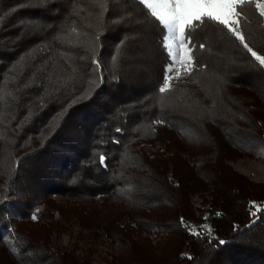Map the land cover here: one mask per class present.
<instances>
[{"label": "trees", "instance_id": "trees-1", "mask_svg": "<svg viewBox=\"0 0 264 264\" xmlns=\"http://www.w3.org/2000/svg\"><path fill=\"white\" fill-rule=\"evenodd\" d=\"M237 19L245 43L264 56V17L255 2ZM80 37L84 46H73ZM192 37L195 61L180 82L185 101L207 108L201 120L175 102L166 115L160 108L155 113L169 59L158 22L139 0H0V148L6 158L0 262L7 256L11 264L89 263L51 247L46 225H29L33 208L44 201L66 221L76 216L82 227L102 228L112 242H122L120 264H264V209L249 212L252 198L264 199V180L235 169L228 150L238 140L251 147V157L264 156V66L218 23L206 21ZM145 42L155 56L148 73L140 62ZM123 48L135 49L138 62L118 66ZM69 60L80 77L74 83L54 76L72 67ZM91 79L95 84L86 90ZM155 118L194 141L173 146L172 153L160 149L144 133L145 122ZM197 143L209 147L204 157L193 151ZM187 156L197 158L191 163ZM208 186L210 205L218 209L214 235L188 227L199 219L190 195ZM57 194L67 198L57 201ZM98 196L93 203L68 200ZM143 232L166 237L152 243ZM91 235L79 231L77 237Z\"/></svg>", "mask_w": 264, "mask_h": 264}, {"label": "rangeland", "instance_id": "rangeland-1", "mask_svg": "<svg viewBox=\"0 0 264 264\" xmlns=\"http://www.w3.org/2000/svg\"><path fill=\"white\" fill-rule=\"evenodd\" d=\"M262 2H264V0H262ZM86 37L78 38L72 45L74 46V45L81 44L82 46H84ZM143 39L144 40L147 39L146 33H143ZM145 47H146L145 48L146 50H145L144 55H142V59L140 60V62H142V64L146 66L147 69L145 67L144 68L147 72L148 70H150L149 66L152 65V62L154 61L153 59L155 56H154V52L152 48L150 47L149 43L145 42ZM134 50L135 49L130 50V48L128 49L123 48L120 54H118L115 57V59L119 57L117 61L118 64L117 63L116 64L120 66V64H123V63L138 62L137 57H136L137 55H135V53L132 52ZM227 56L228 55L221 56V58L226 60ZM167 63L168 61L165 63V65ZM68 64L72 65L70 63V60ZM165 65L163 66L160 72V75L162 77L159 82L160 84L157 86L158 89L163 83ZM177 65H178V68H180L179 66L182 65L184 70H181V72L168 73V75L171 77L169 81L170 88L172 86H176L177 90L175 91V93L174 91H166L165 93L161 94L162 98L160 99L161 101L159 102V105H158V102L153 103V106L156 109L155 113H158V111L161 109V111L163 112H161L160 114L166 115V113L168 112V109H170L173 106V102H175L176 104L181 103L180 105H178L179 108H181L183 111H187L191 117L198 118L201 120V117L203 116V113L205 110H207V108L199 107L200 105L194 106L191 103H189V101H185L186 94L184 92V87L182 85V82H180L182 79L181 76L185 75L187 72L190 71L191 65H188L185 63H177ZM173 67H176V64L173 65ZM74 70H75V67L73 65L72 67H69L66 65L63 68H61L59 72L58 71L56 72L62 75H54V76L55 77L60 76L63 78L65 77L67 82L74 83L75 81L77 82L78 79H80V77L76 75ZM151 73L152 72L149 71V74ZM176 81L178 82L176 83ZM94 84H95V79H91L87 81L85 84L87 86L86 90L90 89ZM263 101H264V98H263ZM195 103L196 102H194L193 104ZM233 104L234 103L231 102V104L229 105H233ZM262 110L264 111V109ZM149 122L148 121L145 122L147 124L146 130H144L145 137H150V138L155 137L153 140H151V143L155 144L157 147L166 151L167 153H172L175 150H177V149L174 150L173 146H184L188 142L191 144V142L194 141L191 135L187 133L180 135L177 131L173 129V127L169 126L167 122H164L161 119L156 120L155 118L153 120H150ZM209 123L210 124L214 123L213 125L216 126L215 122L213 123L209 122ZM247 123L251 126L252 129L254 128L253 119ZM203 125L204 126L207 125L208 127V123L206 124V122H203ZM261 125L263 126L261 134L264 137V119H263V122H261ZM147 129L148 131H151L152 134H150L151 132L148 133ZM216 136L221 138L220 135H216ZM242 136L246 137L245 134H242ZM140 141H142V139ZM136 143L138 144V142ZM236 143L238 145L235 144L233 148L231 147L228 148L231 155L233 156V159L229 160V163L235 169H237L240 164H242V166H246L248 169L252 168V170H254L255 173L259 174V179H257V181L264 180V165L261 164L262 158L261 157H258V158L251 157L248 153L250 152L251 147L245 148V145L241 144L238 140ZM208 149L209 147L205 148L204 145L197 143L195 146V150L193 151L198 153L199 157L201 156L204 157ZM255 151H257V149H255ZM132 155L133 154H131V156ZM187 158H188V161L192 163L196 160L197 157L187 156ZM0 159H1L0 160V170H3L4 164H5L3 160L6 158H5V152L2 148H0ZM205 160L207 162V159L204 158L201 164L199 165L198 169H203ZM133 163H138V159H137V162H133ZM148 177L151 178V176H148ZM208 189L210 190L209 186L204 190L200 189L198 191L191 193L190 202L194 209L195 215L199 217V219H196V218L191 219L189 221L188 227L192 231H203L209 235H214L215 231H214V225H213L212 218H213V215L216 212H218V209L210 205L209 201L211 199V196H210V191ZM54 198L57 201L59 200L63 201L67 197L57 194V195H54ZM100 198L101 196L89 198V199L87 198L75 199L73 197H70L68 200L76 201V202H82V201L87 202L88 201V202L93 203L99 200ZM48 205L49 204H47L44 201H40L39 203L36 204V206L33 208V213H32V217L35 216V219L32 218L33 222L32 224L29 223V225L32 227H37L36 225L38 223H42L46 225L45 227L47 228L49 227L47 238H48V243L51 245V247H53L54 249L58 251L71 252L75 255L78 261L88 260L89 261V263L87 262L88 264H120V256L121 255L125 256L126 254L124 251L125 245L122 242H116V241L112 242L109 239V237H107L106 232L102 228L94 227L92 230L91 229L89 230L87 228L82 227L79 222V219L76 216L73 217L71 220L66 221L56 208H51V206L49 207ZM260 208L264 209V199L252 198L250 200V207H249L250 214H256ZM56 221L59 222V224L61 225L58 224V226L57 225L55 226L53 223ZM62 225H64V228L60 229ZM79 231H82L85 234L91 233L93 235L85 239L78 238L77 234ZM13 233L14 231H13L12 226L6 229L7 238L12 240L13 235H14ZM143 236L149 237L152 243H155L157 241L158 242L164 241L166 234L163 232L161 233L143 232ZM11 263H12V260L7 256H4L2 261L0 262V264H11ZM129 264H136V262L131 261Z\"/></svg>", "mask_w": 264, "mask_h": 264}, {"label": "snow or ice", "instance_id": "snow-or-ice-1", "mask_svg": "<svg viewBox=\"0 0 264 264\" xmlns=\"http://www.w3.org/2000/svg\"><path fill=\"white\" fill-rule=\"evenodd\" d=\"M255 2L260 16L264 17V2L262 0H139L148 15L158 22L161 32V44L166 50L169 62L165 65L163 83L160 93L170 90L168 73L173 65L185 63L191 65L195 61L192 54L195 47L192 32L199 25L211 21L224 26L238 39L256 61L264 66V56L245 43V38L238 30V17L245 5ZM200 48L204 45L200 44ZM117 131H120L119 129ZM104 162L105 157H100ZM35 219V216L32 217ZM224 243V241H220Z\"/></svg>", "mask_w": 264, "mask_h": 264}, {"label": "crops", "instance_id": "crops-1", "mask_svg": "<svg viewBox=\"0 0 264 264\" xmlns=\"http://www.w3.org/2000/svg\"><path fill=\"white\" fill-rule=\"evenodd\" d=\"M180 68H178V65L176 64V67H173L172 70L170 71L171 73H175V72H181V70H184L182 65L179 66ZM182 67V68H181ZM169 72V73H170ZM262 161L261 164L264 165V156L261 157ZM239 171L244 172L247 176H249L250 178L257 180L259 179V174L255 173L254 170L248 169L246 166H242V164L239 165V167L237 168Z\"/></svg>", "mask_w": 264, "mask_h": 264}]
</instances>
